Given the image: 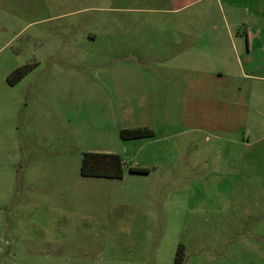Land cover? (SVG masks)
<instances>
[{
    "label": "rangeland",
    "instance_id": "rangeland-1",
    "mask_svg": "<svg viewBox=\"0 0 264 264\" xmlns=\"http://www.w3.org/2000/svg\"><path fill=\"white\" fill-rule=\"evenodd\" d=\"M257 1L0 0V264H174L180 245L184 264H264V220L237 205L264 204ZM184 23L202 53L158 63ZM140 127L155 137L121 139ZM84 153L123 178L82 177Z\"/></svg>",
    "mask_w": 264,
    "mask_h": 264
},
{
    "label": "crops",
    "instance_id": "crops-1",
    "mask_svg": "<svg viewBox=\"0 0 264 264\" xmlns=\"http://www.w3.org/2000/svg\"><path fill=\"white\" fill-rule=\"evenodd\" d=\"M256 5V7L258 6V8H257V13H259V14H257V15H260V16H264L263 14H264V0H258L257 1V4H255ZM178 26H181V29H183V34H184V36H185V40H183V41H172V43H169V44H167L168 46H164L163 44H159V46H161V47H164L163 49H161V48H159L158 50H157V55H158V63H162V61H167V60H169V59H172V58H177L178 56H177V51L175 50V46H181L182 45V43H185V45H184V48L182 49V51L180 52V54H182V55H189V53L190 52H199V53H202V52H200L201 51V49H199V45H202V43L204 42V37H203V35H200L199 34V32L197 33V34H195V33H190L191 32V30L193 31L194 30V26H197V24L196 25H193V24H189V23H184V24H182V25H178ZM175 27H177V26H175ZM199 31H201V29H199ZM262 31H263V29H260V31H259V33H258V36H256V35H251V32H249V34H248V39H251V38H254V39H260L259 37H260V35H261V33H262ZM200 35V36H199ZM230 35V34H229ZM187 43V44H186ZM214 44V43H213ZM253 44V43H252ZM170 45V46H169ZM195 45V47L194 48H190V47H192V46H194ZM214 45H216V44H214ZM263 45V47H264V44H262ZM253 46H254V44H253ZM196 48V51L194 50ZM168 54V55H167ZM235 54L236 55H238V52L236 53L235 52ZM175 59H174V61L173 62H175ZM125 60V59H124ZM180 67V68H179ZM162 69V72H163V70L165 71V73L163 72V75H161V79H164V78H167L168 79V81H167V84L168 85H173V86H175L176 88H182V91L183 92H185L186 91V86H188L187 84H186V79H185V76H186V74L184 75V73H185V69H183V67L182 66H176L175 64H172V62L170 61L169 62V68H163V65H161V64H159V70H161ZM197 70H199L201 73H199L198 75H204V76H207L206 75V73L201 69V68H196ZM178 74H182V77L181 78H179V81L178 80H176V81H173V80H170V78L171 77H175V76H178ZM224 74V73H223ZM222 74V75H223ZM28 75V74H27ZM26 75V76H27ZM221 75V76H222ZM25 76V77H26ZM24 77V78H25ZM23 78V79H24ZM22 79V80H23ZM21 80V81H22ZM20 81V82H21ZM19 82V83H20ZM18 84V83H17ZM16 84V85H17ZM201 84H200V81L198 80V82H197V86H200ZM185 91H184V90ZM69 90H75V88L74 89H69ZM227 90V89H226ZM180 91V90H179ZM196 101H198V102H200V100H196ZM146 128H148V127H146ZM225 137H228V134H226L225 135ZM154 138V137H153ZM152 139V138H151ZM141 140H143V139H141ZM144 140H146V139H144ZM137 141V140H136ZM237 205H239V206H248V207H251V208H249V209H247V214L245 215V217H247L250 221H263L264 220V214H257L256 213V211H257V207L260 205L261 207L262 206H264V204L262 203V200L261 201H259V202H257V201H255L254 200V202L253 203H251V201L249 200H239V201H237ZM244 221V220H243ZM251 233V232H250ZM233 237H234V239H235V241H236V243L234 244V246L236 245V244H239V242H240V239H241V237H242V234L241 233H238V234H234L233 235ZM245 237V236H244ZM229 244V242H225V245L227 246ZM234 246L232 247V248H234ZM232 248H228L227 247V252L225 251L224 252V255H226V254H230L231 253V250H232ZM229 250V251H228ZM233 252H234V250H233ZM222 264H227L225 261L224 262H222Z\"/></svg>",
    "mask_w": 264,
    "mask_h": 264
},
{
    "label": "trees",
    "instance_id": "trees-1",
    "mask_svg": "<svg viewBox=\"0 0 264 264\" xmlns=\"http://www.w3.org/2000/svg\"><path fill=\"white\" fill-rule=\"evenodd\" d=\"M30 68L29 66L22 67L12 73L8 80L10 85L15 86L19 83L29 73ZM120 137L123 141L151 139L155 137V131L146 127L123 129L120 132ZM124 170L125 163L117 154L84 153L80 174L82 177L122 179ZM129 171L148 174V170L143 168H130ZM184 257L185 249L180 245L176 251L174 264H184Z\"/></svg>",
    "mask_w": 264,
    "mask_h": 264
}]
</instances>
